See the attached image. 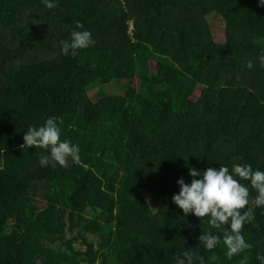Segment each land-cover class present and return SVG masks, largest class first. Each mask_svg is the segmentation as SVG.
I'll list each match as a JSON object with an SVG mask.
<instances>
[{"label": "trees", "instance_id": "trees-1", "mask_svg": "<svg viewBox=\"0 0 264 264\" xmlns=\"http://www.w3.org/2000/svg\"><path fill=\"white\" fill-rule=\"evenodd\" d=\"M235 10L244 25L217 43L207 14ZM77 23L95 43L63 55ZM262 50L257 0H0V264H174L188 249L259 264L264 210L241 229L252 247L229 259L222 243L203 250L206 218L171 197L189 166L264 170ZM119 80L123 93L103 90ZM50 116L78 160L41 167L46 149L21 147Z\"/></svg>", "mask_w": 264, "mask_h": 264}, {"label": "clouds", "instance_id": "clouds-1", "mask_svg": "<svg viewBox=\"0 0 264 264\" xmlns=\"http://www.w3.org/2000/svg\"><path fill=\"white\" fill-rule=\"evenodd\" d=\"M46 8L55 7V0H41ZM258 6H264V0H257ZM77 29L72 30L70 38L60 41V53L63 55H75L77 50L85 49L94 44L89 30L77 23ZM261 68H264V50L257 56ZM245 66L253 67L251 60L246 61ZM58 117H48L38 126H29L24 132L22 148L40 147L46 149V154L38 157L41 167L63 166L68 157L79 159L80 148L76 143L68 139H60L61 128ZM191 182L186 184L184 180L177 179L179 185L178 194L171 197L184 216L189 212L197 218H206L207 230L198 237L203 250L215 249L223 244L226 255L231 259L234 255L252 247L242 235L244 224L254 220L253 207L264 210V170L253 169L249 164L234 163L231 170L220 164L219 168L206 167L197 170L188 167ZM247 181V184L241 183ZM255 193L254 204L249 206V191ZM246 206V207H245ZM180 255L184 259L175 258L174 264H205L204 257L193 249L182 250ZM259 264H264V254L257 253ZM210 262L216 260L215 256L208 257Z\"/></svg>", "mask_w": 264, "mask_h": 264}, {"label": "rangeland", "instance_id": "rangeland-1", "mask_svg": "<svg viewBox=\"0 0 264 264\" xmlns=\"http://www.w3.org/2000/svg\"><path fill=\"white\" fill-rule=\"evenodd\" d=\"M207 23L210 28V33L213 36L214 40L217 43H222L225 38L224 30L226 27L229 26H240L244 25V20L242 16L240 15L239 11H231V12H221V13H211L207 14L206 16ZM154 65L150 64V69H153ZM133 85H137V81H133ZM129 84L126 80H119L116 81L114 84H111L109 87L104 88L103 90L107 93H123L125 87ZM106 89V90H105ZM98 92H96V89L91 91L90 94L92 96H95ZM197 92L192 97H196ZM143 196L145 200L147 201L149 207L151 209H155L157 204L159 203V198L156 195L149 194L146 192H143Z\"/></svg>", "mask_w": 264, "mask_h": 264}]
</instances>
